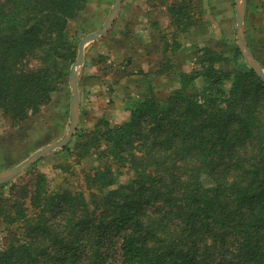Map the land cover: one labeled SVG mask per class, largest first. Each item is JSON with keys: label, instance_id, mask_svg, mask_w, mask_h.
<instances>
[{"label": "trees", "instance_id": "16d2710c", "mask_svg": "<svg viewBox=\"0 0 264 264\" xmlns=\"http://www.w3.org/2000/svg\"><path fill=\"white\" fill-rule=\"evenodd\" d=\"M88 2L0 0V110L15 126L63 90L78 52L68 25ZM197 2L169 5L176 31L200 23ZM230 61L203 49L165 99L149 89L127 120L98 122L79 141V159L97 153L113 162L85 174L91 204L83 191L49 189L42 172L29 187L0 191V221L18 230L0 264H103L110 231L121 235L123 264H264V79L238 62L230 71ZM199 77L206 93L231 85L198 101L186 89ZM112 164L134 175L116 183Z\"/></svg>", "mask_w": 264, "mask_h": 264}, {"label": "rangeland", "instance_id": "374dc122", "mask_svg": "<svg viewBox=\"0 0 264 264\" xmlns=\"http://www.w3.org/2000/svg\"><path fill=\"white\" fill-rule=\"evenodd\" d=\"M166 1L122 0L121 14L114 19V23L106 34L85 45L84 50L87 55L85 61L83 58L85 64L82 65V62L75 67L79 117L71 138L63 146L45 152L15 176L0 183V191L8 192L13 183L28 186L35 174L42 172L47 177L49 189L83 191L87 200L89 202L92 200L90 196L92 190L87 188L89 185L85 174L93 173L91 172L93 169L103 167L107 165V162L108 164L113 162L108 155L97 153L79 159L76 155L77 145L79 141L87 138L86 135L96 127L98 122L108 119L110 125H115V122L120 123V121L127 120L131 107L136 102L133 100L127 108L121 104L117 109H113L115 114L109 115L110 118H108L107 113L111 112L108 107H112L116 99L110 96L98 100V97L94 95L93 91L99 86V79L95 78L96 71L105 73V75L112 71L118 74L125 70L129 57L135 58L132 59V64H144L148 61L152 65L153 72L156 71L159 74L155 82L153 81L157 91L156 96L159 99H165L172 91L171 88H177L179 85L176 78L177 73L183 69L189 59L194 58V67L205 48L217 50L229 57L231 59L229 69L232 72L239 67L236 58L240 60L238 63L250 67L246 56L242 52L240 55L235 52L236 47L239 48L237 11L241 0H197L200 6L201 21L192 29L193 31L189 32L176 31L169 24L170 20L163 17L161 13L156 17L152 16V13L151 15L145 13L144 8L150 10V7L160 6ZM115 3L116 0H89L87 9L77 19L70 21L68 31L72 38L78 39L77 57L70 65L69 78L63 84V90L56 94L53 101L38 115L39 117L32 116L28 122L15 126L0 110V136L2 137L0 138V174L8 173L36 152L66 137L72 124L71 114L75 107L71 70L73 64L79 60L80 44L84 37L103 27ZM140 8H143L142 11ZM155 11V13L158 12L157 7ZM151 17L152 20L159 18V21L151 22L150 26ZM145 22H147L146 27H144ZM243 36L246 50L264 69V62L261 63V57L263 60L264 55L256 57L249 44L254 39L256 48L264 47V0H245ZM145 39L152 40L145 44ZM185 47L188 50L185 51ZM107 52L110 55L103 54ZM112 57L121 60L111 62L109 58ZM161 70L164 75H160ZM93 80H97L96 84ZM193 84L188 90L186 89V92L194 99L203 101L210 94L219 93L221 89H228L231 81L217 85L207 93L204 91L205 84L201 77L197 78ZM113 88L111 85L109 90L112 91ZM101 113L103 115H100ZM101 150L106 152V145H103ZM31 166L33 167L29 169ZM112 171L113 178L117 174L116 183H125L134 175L133 171L127 169H123V173L120 174L115 165ZM116 183L113 186H116ZM152 209V206L146 207V210L151 211ZM17 231L15 227L10 228L0 221V249L8 245ZM103 242V264H123V252L120 249L121 235L111 231L107 232Z\"/></svg>", "mask_w": 264, "mask_h": 264}, {"label": "crops", "instance_id": "0c3cea01", "mask_svg": "<svg viewBox=\"0 0 264 264\" xmlns=\"http://www.w3.org/2000/svg\"><path fill=\"white\" fill-rule=\"evenodd\" d=\"M173 1H175V0H167L166 2L162 3L160 6H153V8L150 7L151 8L150 10H149V8H144L145 13L149 14V15H151V13H152V16H155V17L161 13L163 15V17L165 16V17H167L168 20H170L169 24H171V18L169 15L168 7ZM121 4H122V2H121ZM156 7L158 10L157 13H155ZM120 9H121V6H120ZM120 9L118 12V16L121 14ZM142 9L143 8H140L141 11H142ZM150 20L151 21H150L149 25L151 26V22H158L159 18L152 20V17H151ZM146 26H147V22H145L144 27H146ZM165 26H167V25H165ZM195 26H193L190 30L193 31L192 29ZM189 31H187V32H189ZM151 40L152 39H147V40L145 39V44H146V42H151ZM186 50H188V48H186L185 51ZM103 54H107V55L109 54L110 55V53H108V52L103 53ZM86 58H87V55H85V50H84V61ZM132 59H135V58H132ZM132 59H131V57H129V62H128V65L125 67V70L122 72H118V74H114L113 71L108 72L107 75H105V73H102V72H98V71L95 72V78L99 79V86L96 90L93 91L94 95L96 97H98V100H100L104 97L109 98L110 96H114V98L116 99V101L114 100L115 102H113V106L108 107V109L111 110V112L107 113L108 118H110L109 115L115 114V111H113V109H117V107L121 106V104L125 108H127V107H129L130 102L132 103L133 100H138V99L146 97L150 92L149 89L153 90L155 93L157 92L155 89V86L153 84V81L155 80V78L159 74H157L156 71L153 72L152 65L148 61L144 64L143 63L132 64ZM120 60L121 59H115L113 57L109 58V61H111V62H117ZM84 61H83L82 65L85 64ZM193 63H194V58L189 59L186 62V64L183 66V69L177 73L176 78H177V81L179 84L177 86V88L181 87L180 74L184 73V72H190L193 69ZM160 75H164V74L161 73ZM96 82H97V80H93L94 84H96ZM111 85L114 87L112 91L109 90ZM150 85H153V87H149ZM174 89H176V88H171V90H174ZM129 94H131L132 96H130ZM100 115H103V114L101 113ZM122 122L123 121H120V123H122ZM115 124H119V123L115 122Z\"/></svg>", "mask_w": 264, "mask_h": 264}, {"label": "water", "instance_id": "95a60500", "mask_svg": "<svg viewBox=\"0 0 264 264\" xmlns=\"http://www.w3.org/2000/svg\"><path fill=\"white\" fill-rule=\"evenodd\" d=\"M121 2H122V0H116V3L113 7V10H112L110 17H108L107 21L104 23L103 27L100 30H98L94 33H91L82 39V42L80 44V49H79L80 50L79 51V60L77 61V63L73 64L72 70H71V79L74 82L73 100L75 103V107H74V112L71 114L72 124H71L70 130H69L68 134L66 135V137L64 139H62L60 142L50 144L46 148H44L43 150L36 152L29 159H27V161H25L23 164L16 166L15 168H13L8 173L0 174V183L7 181L8 179L15 176L25 166H27L30 163H32L33 161H35L37 158H39L45 152L52 150L55 147L63 146L65 143H67L69 141L73 131L75 130L76 124L78 122V117H79V115H78L79 95H78V88H77V84H76L77 75H76L75 67L83 62L85 45L88 42L93 41L95 39H98L107 33V31L111 27L114 19L118 15V12H119V9L121 6ZM244 15H245V0H241L240 6L238 7V11H237V30H238V36H239V48H240L241 52L246 56V59H248V63L250 65V67L253 68L264 79L263 67L254 58V56L251 55V53H249L245 48V42H244V36H243Z\"/></svg>", "mask_w": 264, "mask_h": 264}]
</instances>
